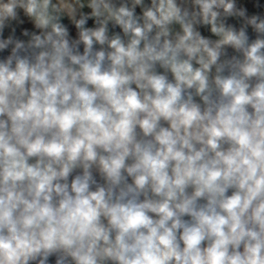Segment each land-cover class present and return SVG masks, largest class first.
I'll use <instances>...</instances> for the list:
<instances>
[{"label":"clouds","instance_id":"clouds-1","mask_svg":"<svg viewBox=\"0 0 264 264\" xmlns=\"http://www.w3.org/2000/svg\"><path fill=\"white\" fill-rule=\"evenodd\" d=\"M0 264H264V0H0Z\"/></svg>","mask_w":264,"mask_h":264}]
</instances>
